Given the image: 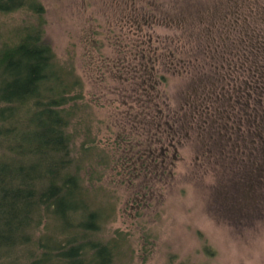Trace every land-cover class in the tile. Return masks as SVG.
Returning a JSON list of instances; mask_svg holds the SVG:
<instances>
[{
    "label": "rangeland",
    "instance_id": "1",
    "mask_svg": "<svg viewBox=\"0 0 264 264\" xmlns=\"http://www.w3.org/2000/svg\"><path fill=\"white\" fill-rule=\"evenodd\" d=\"M41 2L45 39L84 82L71 127L77 152L96 148L93 166L82 172L89 201L104 212L101 236L117 246L116 264H264V139H257L256 114L238 130L224 123L228 140L220 131L213 151L202 116L186 113L185 135L171 141L158 128L163 136L150 131L147 138L140 122L146 111L172 117L182 100L190 102L195 76L208 81L207 95L222 74L227 91L230 76L245 80L246 93L254 92L247 113L264 108L252 84L264 65V0ZM33 17L27 10L0 13V45ZM147 35L149 57L126 53ZM139 82L154 109L142 101ZM242 109L238 103L236 114L245 119ZM48 225L27 244L0 248V264L37 259L43 251L36 241Z\"/></svg>",
    "mask_w": 264,
    "mask_h": 264
},
{
    "label": "trees",
    "instance_id": "2",
    "mask_svg": "<svg viewBox=\"0 0 264 264\" xmlns=\"http://www.w3.org/2000/svg\"><path fill=\"white\" fill-rule=\"evenodd\" d=\"M19 10L31 11L34 21L18 27L12 33L13 39L0 45V149L3 150H0V248L29 243L39 226L49 221V232L36 241L43 252L28 264H116L117 246L101 236L104 212L100 205L93 206L89 201L90 189L82 172L93 166L96 148L85 146L77 152L71 127L79 109L75 99L83 98V79L75 68L58 60L45 39L42 21L45 8L41 0H0V13ZM150 40V35L144 36L130 44L126 53L149 57ZM258 69L252 74L260 86L255 85L256 79L252 84L258 94L255 103L259 105L264 104V65ZM198 77L193 81L197 94L190 102L182 100L172 117L168 114L160 117L159 110L146 111L140 122L146 126L147 138L150 131L163 136L157 133V128L170 136L168 141L185 135V124L191 120L185 115L189 113L196 119L202 116L203 125L211 127L210 151L220 144V131L222 138L228 140L229 136L224 135L229 124L238 130L241 120L251 119L255 114L257 139H264V108L257 106L256 113L254 110L247 113L251 99L246 97L254 95L253 91L250 94L244 90L247 81L230 76L232 86L227 91L222 74L212 80L211 94L207 95L208 81ZM136 85L142 89L140 94H144L142 101L153 108L152 95L146 97L141 82ZM238 103L242 111L247 109L242 112L245 119L236 114ZM185 105L188 108L182 111ZM226 116L230 120L220 124ZM164 117H168L170 126L165 125L166 129L162 128ZM236 142L233 140L232 145ZM163 151L166 155L167 151ZM100 156L103 161L106 159L105 152Z\"/></svg>",
    "mask_w": 264,
    "mask_h": 264
}]
</instances>
